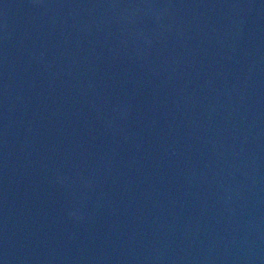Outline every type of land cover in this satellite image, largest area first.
Returning <instances> with one entry per match:
<instances>
[{
    "label": "water",
    "instance_id": "95a60500",
    "mask_svg": "<svg viewBox=\"0 0 264 264\" xmlns=\"http://www.w3.org/2000/svg\"><path fill=\"white\" fill-rule=\"evenodd\" d=\"M0 264H264V0H0Z\"/></svg>",
    "mask_w": 264,
    "mask_h": 264
}]
</instances>
